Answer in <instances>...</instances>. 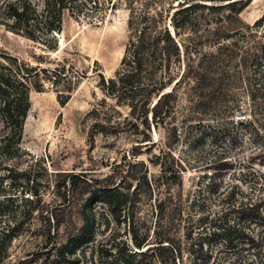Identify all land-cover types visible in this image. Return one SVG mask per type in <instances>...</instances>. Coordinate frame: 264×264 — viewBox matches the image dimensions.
<instances>
[{
	"label": "rangeland",
	"instance_id": "rangeland-1",
	"mask_svg": "<svg viewBox=\"0 0 264 264\" xmlns=\"http://www.w3.org/2000/svg\"><path fill=\"white\" fill-rule=\"evenodd\" d=\"M91 1L103 6L109 3V7L92 9L85 16L65 12L62 30L55 33L54 50L0 24V54L46 70L40 72L38 80L41 91L29 92L30 108L20 152L10 158L0 155V264H101L98 251L102 246L114 249L124 243L131 248L127 222L118 224L101 202L86 193L72 194L69 187H62L63 182L69 175L88 180L110 177L117 184L121 181L124 194H131L134 182L126 177L127 170L134 174L138 169L134 165H138L147 171L151 181L156 180L160 170L155 158L167 143L165 130L172 125H177L179 137L172 153L175 160L183 162L184 169L181 185L171 190L185 208L195 200L201 176L213 174L206 166L213 168L221 152L216 146H223L211 143L207 136L202 140L192 137L208 134L205 127L209 125L226 123L237 136L233 139L236 147L227 149L233 168L225 182L236 180L245 189L252 184L251 174L264 172V84L254 79L249 62L244 67L240 64L243 50L250 49L252 54L253 47L264 44V24L248 40L240 35L248 34L247 26L252 27L264 17V0H250L236 23L226 21L230 16L226 9L190 12L189 24L175 36L181 45V58L180 63L171 64V71L178 73L176 79L185 74L173 91V119L165 127L151 125L149 130L140 124V119L130 116L129 101H118L103 92L102 78L116 77L137 26L154 20L158 28H167L174 36L170 18L181 5L222 3ZM92 6L89 3L88 11ZM221 35L227 36L222 43ZM0 63L5 64L3 59ZM61 69V76L52 74ZM172 88L167 87L163 93ZM252 120H257L254 126L249 125ZM198 122L200 128L195 125ZM146 136L150 142H144ZM157 197L142 195L135 209L139 234L147 236L148 246L155 242ZM85 220L92 243L75 250L71 246L63 248ZM15 222V238L10 242L1 239ZM182 248V261L177 264H189L184 242ZM112 259L108 258L107 264Z\"/></svg>",
	"mask_w": 264,
	"mask_h": 264
},
{
	"label": "trees",
	"instance_id": "trees-1",
	"mask_svg": "<svg viewBox=\"0 0 264 264\" xmlns=\"http://www.w3.org/2000/svg\"><path fill=\"white\" fill-rule=\"evenodd\" d=\"M213 1L222 4L213 6L194 3L187 7L181 5L170 18L174 36L167 28H158L154 20H149L140 28L136 24L135 36L125 50L120 71L113 79L102 78L103 92L118 101H129L130 116L140 119V124L146 130L151 125L154 128L165 127L173 119V91L185 74L183 72L176 79L178 73L171 71V64L180 63L181 58V45L175 36H178L177 31L181 27L189 24L190 12L195 9L212 12L226 9L230 12L226 21L236 23L240 21L239 15L250 3V0H209ZM89 3H93L90 11ZM105 6L108 8L109 3ZM105 6L91 0H0V24L11 32L39 42L46 49L54 50L55 33L59 34L62 30L65 12L71 16H85L92 9L99 10ZM111 6L113 9L114 3ZM178 16L181 18L177 19ZM132 24L133 22L130 27ZM263 24L264 17L252 27L247 26L248 34L242 32L240 35L248 40L254 35L253 31ZM226 37L221 35L220 43ZM253 48L252 54L250 49L242 51L240 64L244 67L249 62V67L253 68L254 79L262 85L264 44L258 43ZM2 59L5 64L0 63V155L10 158L20 152L24 122L30 108L29 92L41 91L38 80L40 81V72L46 70L30 66L8 54H0V60ZM62 72L64 69L54 70L52 74L59 77ZM170 86L173 87L172 90L163 93ZM255 122L257 120H252L249 125L254 126ZM195 125L201 127L200 122ZM226 125L218 122L205 127L208 134L204 132L192 135L197 140L207 136L211 143L223 146H216L221 149L220 156L214 161L213 168H209L212 165L206 166V170L214 172L201 176L197 183L195 200L186 208L171 190L181 185L180 174L184 166L181 160H175L172 153L173 145L179 138L177 125L165 130L167 143L155 158V165L160 170L156 180L151 181L147 171L138 165H134L138 168L134 174L127 170L126 177L134 182L131 194H124L121 181L117 184L110 177L88 180L84 176H68L62 187H69L72 194H89L105 206L108 215L118 224L128 223L127 234L133 248L126 247L124 243L121 248L114 249L102 246L98 251L100 260H103L100 261L101 264H107V259L111 257V264H177L182 261L183 242L189 264H264V172L251 174L252 184L245 189L236 180L225 182V176L233 168L227 149L229 146L236 147L233 139L236 140L237 137ZM150 141L146 136L144 142ZM128 165L130 168L131 164ZM146 194L150 197L158 195L155 205L157 220L153 231L155 242L151 246H148L147 236L139 234L136 222V206L141 196ZM58 224L57 222L56 225ZM17 225L15 222L8 227L1 239L12 241L16 236ZM92 241L88 233V222L85 220L63 248L71 246L75 250L91 244Z\"/></svg>",
	"mask_w": 264,
	"mask_h": 264
}]
</instances>
